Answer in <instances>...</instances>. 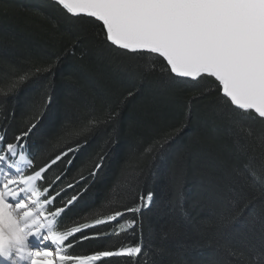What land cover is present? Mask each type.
<instances>
[{
    "label": "trees",
    "instance_id": "1",
    "mask_svg": "<svg viewBox=\"0 0 264 264\" xmlns=\"http://www.w3.org/2000/svg\"><path fill=\"white\" fill-rule=\"evenodd\" d=\"M98 32L53 0H0V128L13 142L43 115L18 150L32 161L27 175L46 169L37 185L52 200L55 229L89 225L68 237L64 252L142 248L107 264H236L241 253L247 259L262 243L264 188L241 173L246 166L259 172L264 124L222 112L206 86L169 81L162 58L122 55ZM100 155L103 169L91 178ZM149 192L152 200L141 201ZM72 195L78 200L67 205ZM117 211L124 214L95 224ZM94 232L103 235L79 239Z\"/></svg>",
    "mask_w": 264,
    "mask_h": 264
},
{
    "label": "snow or ice",
    "instance_id": "2",
    "mask_svg": "<svg viewBox=\"0 0 264 264\" xmlns=\"http://www.w3.org/2000/svg\"><path fill=\"white\" fill-rule=\"evenodd\" d=\"M53 3L70 18L95 25L110 49L136 59L149 55L162 58L166 63H162L161 72L167 80L206 86V94L216 96L222 112L233 116L243 112L264 124V0H53ZM42 120L43 115L37 114L26 131L14 136L13 142H6L7 130L0 128V145H4L0 151L5 153L0 155L3 165L0 176L4 177L0 181V264H107L108 258L139 256L141 246L99 250L91 255L62 253L61 245L68 237L89 225L81 224L60 233L55 231L52 221L45 224L44 205L49 201L40 200L37 181L46 169L23 174L20 163L32 164L23 152L20 160L9 163ZM79 148V144L67 148L51 164ZM104 160V155L98 157L89 173L91 178L102 171ZM241 175L250 184L258 182L264 188V153L259 172L246 166ZM152 197L149 192L140 199L150 202ZM77 200L78 195H72L66 204L72 205ZM63 211V207L57 208V213ZM125 211L138 212L140 208ZM123 214L117 211L105 220L97 219L95 224H105ZM234 219L227 220L225 227ZM128 223L131 226L135 221ZM260 228L259 250L253 248L247 259L241 253L236 264H264V214ZM102 235V232L85 233L79 239H99ZM30 238L39 240L41 245L51 241L55 255L45 246L34 249Z\"/></svg>",
    "mask_w": 264,
    "mask_h": 264
},
{
    "label": "rangeland",
    "instance_id": "3",
    "mask_svg": "<svg viewBox=\"0 0 264 264\" xmlns=\"http://www.w3.org/2000/svg\"><path fill=\"white\" fill-rule=\"evenodd\" d=\"M14 158H16V156H15ZM26 159H27V158H26ZM18 160H20V157L15 159V161H18ZM27 160H28V159H27ZM27 166H28V165H27L25 162H21V163H20V167L23 169V171L26 169ZM48 221H50V217H49V216H47V220H45L44 223L47 224ZM29 242H30L32 245L38 243L37 240H35V241H31V240H29ZM35 248H38V247L36 246Z\"/></svg>",
    "mask_w": 264,
    "mask_h": 264
},
{
    "label": "bare ground",
    "instance_id": "4",
    "mask_svg": "<svg viewBox=\"0 0 264 264\" xmlns=\"http://www.w3.org/2000/svg\"><path fill=\"white\" fill-rule=\"evenodd\" d=\"M3 165H0V167H2ZM4 179V177H2V176H0V181H2ZM29 240H31V241H35L36 239L35 238H30ZM38 241V240H37ZM30 243V242H29ZM46 244H47V248H51L52 246H53V244L51 243V241H46ZM30 245L33 247V248H35L37 245L39 246V243H36V244H34V245H32L31 243H30ZM54 248V247H53Z\"/></svg>",
    "mask_w": 264,
    "mask_h": 264
}]
</instances>
